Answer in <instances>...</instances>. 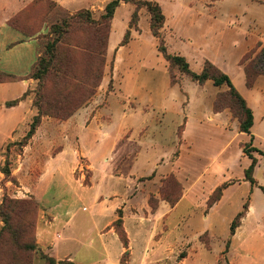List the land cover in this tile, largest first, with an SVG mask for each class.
I'll return each instance as SVG.
<instances>
[{
  "label": "rangeland",
  "instance_id": "374dc122",
  "mask_svg": "<svg viewBox=\"0 0 264 264\" xmlns=\"http://www.w3.org/2000/svg\"><path fill=\"white\" fill-rule=\"evenodd\" d=\"M6 1L0 0V20ZM109 1L89 0L71 10L60 0H24V7L10 20L36 35L44 53L45 45L53 40L63 48L53 64L66 67L68 76L59 82L60 77L50 70L42 78L43 87L47 93L68 97L66 111L82 103L66 119L44 116L52 127L41 125L35 141L41 144L28 148L25 158V146L19 144L23 136L0 147L4 155L0 167L6 156L11 167V176L3 174L0 180L1 192L13 199L3 210L11 226L22 218L34 224L20 229L16 240L11 228L4 231L0 264L49 262L41 250L31 247L42 207L24 184L31 188L42 179L63 184V177L51 173L49 157L64 146L73 159V185L112 187L126 199L142 192L135 206L125 207L124 202L115 211L113 225L126 247L123 262L129 257L124 221L126 217L134 220L139 212L145 234L154 233L156 241L173 230L169 248L149 258L148 264H264V250L260 255H244L264 244V154L251 146L249 153L243 151L250 134L240 131L242 106L227 84L215 85L212 79L198 83L159 50L165 44L168 52L185 56L195 72H201L209 60L227 73L256 112L251 145L264 150V121L260 119L264 73L247 82L244 70L264 44V0H154L165 17L160 29L163 41L151 31V13L144 4L136 7L122 1L110 27V19L103 16ZM82 10L81 16L73 17ZM65 21L69 26L62 33ZM111 29L112 48H108ZM127 30L128 42L122 45ZM39 83L34 79L28 91L36 112ZM69 119L71 124L66 126ZM250 155L255 159L253 182L245 176ZM160 198L170 205L169 212L156 211ZM22 201L33 204L23 210ZM245 203L244 216L236 217ZM87 206L79 205L68 226L86 241L95 235L94 225L88 223L90 206L82 210ZM235 218L239 225L232 234ZM68 228L62 229L61 239L71 232ZM253 234L259 238L247 241L246 248L243 240ZM74 250L77 259L87 263L99 258L80 244Z\"/></svg>",
  "mask_w": 264,
  "mask_h": 264
},
{
  "label": "crops",
  "instance_id": "0c3cea01",
  "mask_svg": "<svg viewBox=\"0 0 264 264\" xmlns=\"http://www.w3.org/2000/svg\"><path fill=\"white\" fill-rule=\"evenodd\" d=\"M88 1L89 0H60L61 4L71 10H76ZM12 2L7 0L4 3L2 6L4 17L0 20V72L14 76L12 79L0 78V147L11 140L22 138L32 116L36 112L31 104L29 95H26L14 105H7V102L22 97L24 93L33 86L34 79L28 75L32 71L41 53L39 38L36 35L25 34L10 21L11 18L24 7V0H12ZM113 20L114 17L112 19V26ZM111 33L112 29L110 36ZM110 36L108 48L111 46ZM263 114L260 115L261 121H264ZM254 116L256 119L255 111ZM70 122L71 119L65 121L66 126ZM45 123L46 127H52V124L50 125L46 118L42 120L29 143L25 145L24 158L29 154L28 148H34L40 143H36L35 141L37 135L42 130L41 125L43 126ZM68 152L66 146H64L61 150L49 157L51 162V173L54 176L58 175L63 177V184L52 185L46 179H42L36 186L31 188H28L24 184L25 190H29L42 207L36 224V242L39 249L44 254L54 258L56 261H61L58 264H148L149 258H156L157 255L164 251V248H169L171 244L170 237L173 235V230L170 229L164 232L156 241L154 239V233L148 232L147 235L145 234L143 226L145 221H142V215L137 212L134 220L128 221L129 218L127 219L126 217L124 221V227L128 234L127 252H129V257L126 262H123L122 254L126 250V247L122 243L113 225L115 211L120 207L121 203L124 202H126L125 207L128 205L129 207L135 206V204L138 203L137 200H139L138 194L142 192L140 191L134 198L126 199L121 197L118 191L112 187L104 185H73V159L68 157ZM38 155L40 156V153ZM2 157L3 156L0 154V162ZM106 172L108 174L110 173V171ZM2 176L3 173L0 171V180ZM1 190L2 188L0 187V203L4 194ZM184 198L180 200L178 205L183 202ZM82 203L89 204L88 223H92L95 229V235L90 236L87 241L83 236L80 238L75 234L71 230L72 227L68 228L71 224L70 221H72L76 213L80 211L79 205H82ZM158 203L156 211L159 214L170 211V205L166 200L160 198ZM148 204L149 201L146 200L145 207ZM89 206L82 210L88 211ZM1 225L2 220L0 219V227ZM67 228L68 232H71L61 239L62 229L64 231ZM258 238V235H250L247 239L243 240L244 242L242 245L247 248V241L250 239L257 240ZM62 240L66 242L64 246L60 243ZM262 241L264 243V240ZM168 242L170 244H168ZM78 244L89 251H95L99 258L88 263L83 260H78L77 252L74 250L75 245L77 246ZM261 245L262 246L257 248L255 246L252 247V252H246L244 255L246 257H250L251 253L260 255L262 250H264V244ZM246 248L244 250L248 251ZM144 253H146V255H144ZM179 261L180 260H177L176 262ZM41 264H45V262L43 261Z\"/></svg>",
  "mask_w": 264,
  "mask_h": 264
},
{
  "label": "trees",
  "instance_id": "16d2710c",
  "mask_svg": "<svg viewBox=\"0 0 264 264\" xmlns=\"http://www.w3.org/2000/svg\"><path fill=\"white\" fill-rule=\"evenodd\" d=\"M122 1H127V2L130 1V2L134 3L136 5V7L139 4H144L148 8L149 12L151 13V24H150L151 31L153 32L154 36L159 38L160 41H163L160 29L163 27L165 17H164L161 5L157 1H154V0H110L106 4L105 12L103 14V16L106 19H110V27L112 25V19L114 17L115 10L121 4ZM136 10L133 11V14H132L133 19H135L137 17V11ZM83 11H85V10H82V12L80 11V12L74 14L73 17L79 16V15L81 16L83 14ZM91 22H93V21H91ZM64 24L66 25V27L62 28L60 30V32H62V33H64L66 28L69 26V23L67 21H65ZM19 29L22 30L21 28H19ZM24 33L28 34V35H33L30 33H26V32H24ZM109 35L110 34H108L107 46H108ZM128 37H129V30H127L125 35H124V38L122 40V45L128 42ZM55 42H56L55 40H53L52 42H48L45 45V53H44V46L40 41L41 53H40L35 65L33 66L32 71L28 75L31 78L40 80V83H39V88L37 91L36 100L34 101V106L37 108V112H35V114L32 116L28 130L26 131L23 138L19 141V144L22 148L29 143L30 139L35 134L37 128L40 126L44 116L48 115V116L56 117L58 119H66L69 116H71L73 114V112L82 103V102L77 103V104L73 105L71 107V109L66 111L65 106L68 102V97L63 96L62 98H60L58 95L47 93L45 91V88L43 87L42 78L45 75L49 74L50 70L55 72V74H54L55 76L60 77L59 82L65 81L64 79L68 76V73L66 71H64V69L66 67L60 68V66H58L57 64H55V63L53 64V62H55V61L57 62L56 56L58 57V55L60 53H62V50H63L62 47L58 48ZM260 46H261V48L256 53L255 57L252 58L250 60V63H248L244 67L247 82H250L255 76L264 73V44L263 45L260 44ZM159 50L163 53V55L169 61L170 64L178 65L182 69V71L189 74L194 81H196L198 83H204L207 79H212L215 85H221L223 83L227 84L229 86L231 94L237 99V101L242 106L243 111L241 114L240 125H239L240 131L250 134V141L245 145V147L243 148V151L246 153H249L251 150V149H249V146H251V148H253L254 150L264 154V150L259 149L258 147L251 145L253 142V139H254V135L251 133V128L254 124L253 110L251 109L250 106H248L246 99L237 90L232 79L230 78V76L227 73L220 70V68H218L214 63H212L209 60H205L204 66H203L201 72H195V71L190 69L189 63H188L187 59L185 58V56L180 55V54H172V53L168 52L165 44L159 45ZM0 74L2 75L0 77L1 79H12V78H14V76L11 74H7V73H3V72H0ZM28 91H29V89L20 98L8 101L7 105L17 104L22 98H24L26 95H28ZM11 142L12 141H9L7 143V145L9 146L11 144ZM250 157L252 158V162L250 163L249 167L245 170V176H246L247 180L253 182L254 180L252 177V172H253V169L255 166V159L251 155H250ZM5 158H6L5 165L3 167H0V171L4 174L5 178H7V177L11 176V167H10V160H9L8 156H6ZM34 199L39 203V201L35 197H34ZM7 202H13V199L9 198V196L6 193H4L2 196L1 203H0V219L2 220V225L0 227V240H1V237L4 233V231L7 228L12 229L13 237L16 240L17 234L19 233L20 229L21 230L22 229L23 230L28 229L29 227H33L34 224L31 220H27L25 218H22L21 222H20V220L18 221V225L11 226V220L8 218L7 214L3 210V207L5 206V203H7ZM15 202H19V200L16 199ZM22 203L23 204L20 206V208H22L23 210L25 209V206L29 207V205L33 204L32 201H30V202L22 201ZM247 209H248V204L245 203L243 206V210L240 211L236 217L241 218L242 216H244ZM119 220L120 219H118V221ZM36 224H37V222H36ZM36 224H35V229H34L35 230V233H34L35 242L33 243V245H31V247L40 251L38 244L36 242ZM238 225H239V223L236 221V218H235L230 225V231L232 234L235 233V229ZM44 258L49 261L47 264H58L61 262V261H56L54 258L49 257L46 254L44 255Z\"/></svg>",
  "mask_w": 264,
  "mask_h": 264
}]
</instances>
